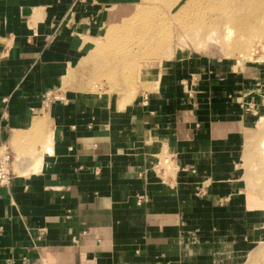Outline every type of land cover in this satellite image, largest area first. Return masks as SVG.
<instances>
[{"label": "crops", "instance_id": "0c3cea01", "mask_svg": "<svg viewBox=\"0 0 264 264\" xmlns=\"http://www.w3.org/2000/svg\"><path fill=\"white\" fill-rule=\"evenodd\" d=\"M135 5L0 0V144L10 148L14 171L0 188V264H191L180 251L189 249L184 233L194 220L206 225L220 215L219 236L235 220L223 218V192L207 187L197 196V186L220 183L223 156L239 149V101L258 79L248 68L176 58L163 64L155 94L114 115L74 89L43 106L80 63L81 38L98 37ZM169 154L184 166L166 182ZM39 158L44 165L32 172Z\"/></svg>", "mask_w": 264, "mask_h": 264}, {"label": "rangeland", "instance_id": "374dc122", "mask_svg": "<svg viewBox=\"0 0 264 264\" xmlns=\"http://www.w3.org/2000/svg\"><path fill=\"white\" fill-rule=\"evenodd\" d=\"M263 3L264 0H136L132 15L109 25L107 31L103 29L98 37L81 38L80 48L85 52L80 63L66 78L64 91L51 92L50 99L61 97L67 89L77 90L101 107L106 105L104 111L114 115L117 109L132 106L144 95L155 94L163 64L171 59L179 58L186 63L193 58L207 57L213 63L235 64L234 71L238 73L248 68L251 76L258 78L253 83L256 86L253 93L241 95L243 99L239 103L246 118L242 136L239 132V149L232 146L222 158V165L226 168V173H222L223 180L212 184L206 179L197 186V196L203 195L207 187L219 189L223 192L220 205L226 209L223 218L227 214L237 216L228 232L221 236L217 235L214 225L220 215L207 218L206 225L194 220L193 229L184 233L189 249L180 251L183 256L189 255L191 264L196 257L203 260L198 264H260V259L255 258L257 253L264 260V222L253 217L254 213L244 207V199L254 194L261 197L264 190V162L259 149L264 139V52L255 39L241 43L243 38L237 29L222 21L223 17L232 16L255 29L260 21L252 16L264 9ZM227 28L232 32L226 41L221 39L215 43L211 39L212 34L225 37ZM236 72L233 78L239 76ZM261 116L260 125L256 124L260 126L258 131L255 130L257 135H248L246 141L245 127H252L253 120ZM51 145L46 144L42 150ZM169 164L167 166L173 171L164 177L166 182L177 177V169L180 173L184 166L179 165L178 157L173 166ZM185 171L195 172V168H185ZM222 238L231 241L232 250H225ZM246 245L247 251L243 250ZM237 256L241 258L239 262H236Z\"/></svg>", "mask_w": 264, "mask_h": 264}, {"label": "bare ground", "instance_id": "6f19581e", "mask_svg": "<svg viewBox=\"0 0 264 264\" xmlns=\"http://www.w3.org/2000/svg\"><path fill=\"white\" fill-rule=\"evenodd\" d=\"M263 6H264V3H263ZM263 13H264V9L261 8L260 11L258 12V14L252 16L253 18H255V20L260 21V23L258 24V27L256 26L255 29L252 26L249 28V25L247 23L243 22L242 20H240L238 18H234L232 16H225V17L222 18L223 19L222 21H223L224 24L233 25L237 29V31L240 34V37L243 38L241 43L245 44V43L250 42L251 40L255 39L261 45L262 52H264V17L262 16ZM109 27H110L109 25L104 27V30L107 31V29ZM226 30L227 31L225 32V37L223 35V38H221V36L219 37V36H216V35L212 34L211 35V39L215 43L220 42L221 39H223V41L224 40L226 41L229 38V34H230V32H232V29H228L227 28ZM159 79L160 78L158 76L157 82H158ZM158 86H159V83L157 84V87ZM247 94H248V92H247ZM242 99H243V97L241 98V101H242ZM244 112H245V110H244ZM244 112H243V115H242L243 116V124H244L245 118H246ZM261 119H262V116L258 120L257 119L253 120V126L248 128V129H247V127L244 126L246 128V131H245V133H246L245 134L246 135V141H247V138H249L248 135H254V134H256L255 130L257 129V131H258V129H260L259 125H260V120ZM256 124H259V125H256ZM51 148H52V145L48 146L47 148H45L44 151H46L48 153L49 151H51ZM259 149H260L261 154H262V161L264 162V139L260 142ZM248 150H247V152L250 151V150L249 151ZM244 157H245V155H244ZM43 160H44L43 158H39L36 161V164L34 165V167L32 169V172H39L42 169V167L44 165V161ZM262 191H263V195H261V197L254 194V195H250L248 198H246L245 202L248 203V204H245V206H247L248 210H251L254 213L252 215L253 217L261 218L262 222H264L263 221V219H264V190H262ZM242 221H244V219H242ZM263 225H264V223L262 224V226ZM253 234H255V232ZM246 241H247V244L250 243L248 241V239ZM224 246H225V249H230V250L233 249L232 243L224 245ZM247 246L248 245L244 246L243 250L245 249V251H247V249H248ZM255 258L258 259V260L260 259V262H261L260 264H264V260L262 259V257H260V255L258 253L255 255Z\"/></svg>", "mask_w": 264, "mask_h": 264}, {"label": "built area", "instance_id": "2783aa9c", "mask_svg": "<svg viewBox=\"0 0 264 264\" xmlns=\"http://www.w3.org/2000/svg\"><path fill=\"white\" fill-rule=\"evenodd\" d=\"M51 92L45 94L44 96V101H43V106L48 107L49 104L53 101H64L60 96H53L50 99ZM169 159L173 164L175 163V155H170L169 154ZM13 156L11 153L10 148L8 147L7 144L3 143L0 144V188L3 187H8L10 186L13 178H14V171H13ZM164 166L162 163H158L155 166V171L159 174L163 172ZM146 198L145 197H140L138 196V204L141 205L142 202H145Z\"/></svg>", "mask_w": 264, "mask_h": 264}]
</instances>
